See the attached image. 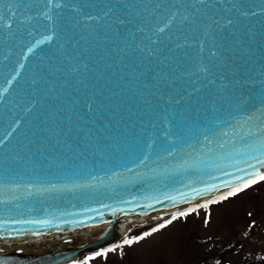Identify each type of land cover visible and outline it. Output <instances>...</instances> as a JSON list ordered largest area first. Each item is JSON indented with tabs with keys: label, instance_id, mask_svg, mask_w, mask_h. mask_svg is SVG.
<instances>
[{
	"label": "water",
	"instance_id": "95a60500",
	"mask_svg": "<svg viewBox=\"0 0 264 264\" xmlns=\"http://www.w3.org/2000/svg\"><path fill=\"white\" fill-rule=\"evenodd\" d=\"M262 179L264 0H0V264H75Z\"/></svg>",
	"mask_w": 264,
	"mask_h": 264
},
{
	"label": "rangeland",
	"instance_id": "374dc122",
	"mask_svg": "<svg viewBox=\"0 0 264 264\" xmlns=\"http://www.w3.org/2000/svg\"><path fill=\"white\" fill-rule=\"evenodd\" d=\"M75 264H264V179L230 197L139 227Z\"/></svg>",
	"mask_w": 264,
	"mask_h": 264
},
{
	"label": "flooded vegetation",
	"instance_id": "af4514ba",
	"mask_svg": "<svg viewBox=\"0 0 264 264\" xmlns=\"http://www.w3.org/2000/svg\"><path fill=\"white\" fill-rule=\"evenodd\" d=\"M262 180H263V179H262ZM260 181H261V180H260ZM258 182H259V181H258ZM258 182H256V183H258ZM254 184H255V183H254ZM252 185H253V184H252ZM248 187H249V186H248ZM253 238H256V237L254 236ZM253 238H252V239H253Z\"/></svg>",
	"mask_w": 264,
	"mask_h": 264
},
{
	"label": "snow or ice",
	"instance_id": "6c2138e0",
	"mask_svg": "<svg viewBox=\"0 0 264 264\" xmlns=\"http://www.w3.org/2000/svg\"><path fill=\"white\" fill-rule=\"evenodd\" d=\"M59 6V5H58ZM161 31H163V29H160ZM213 55H215V53H213Z\"/></svg>",
	"mask_w": 264,
	"mask_h": 264
},
{
	"label": "trees",
	"instance_id": "16d2710c",
	"mask_svg": "<svg viewBox=\"0 0 264 264\" xmlns=\"http://www.w3.org/2000/svg\"><path fill=\"white\" fill-rule=\"evenodd\" d=\"M233 195V194H232ZM231 196V195H230ZM230 196H227V197H230Z\"/></svg>",
	"mask_w": 264,
	"mask_h": 264
}]
</instances>
